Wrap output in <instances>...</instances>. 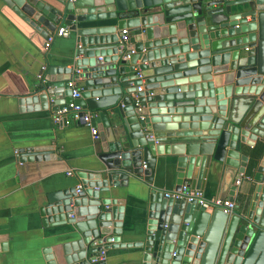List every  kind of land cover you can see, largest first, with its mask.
Returning <instances> with one entry per match:
<instances>
[{
  "label": "water",
  "instance_id": "water-1",
  "mask_svg": "<svg viewBox=\"0 0 264 264\" xmlns=\"http://www.w3.org/2000/svg\"><path fill=\"white\" fill-rule=\"evenodd\" d=\"M4 1L45 37L69 28L71 67L42 68L18 101L90 112L103 164L77 172L79 189L39 197L42 225L72 238L43 250L47 264H98L101 249L124 246L141 249V264H264V0ZM18 153L21 162L56 157L52 145ZM157 155L170 158L174 190L185 181L201 190L211 172L218 198L232 201L235 180L249 177L242 209L206 210L151 190L138 239L121 242L124 201L101 193L132 175L152 182Z\"/></svg>",
  "mask_w": 264,
  "mask_h": 264
},
{
  "label": "crops",
  "instance_id": "crops-1",
  "mask_svg": "<svg viewBox=\"0 0 264 264\" xmlns=\"http://www.w3.org/2000/svg\"><path fill=\"white\" fill-rule=\"evenodd\" d=\"M39 27L41 30L0 0V264H47L43 250L51 248L55 254L72 238L63 235V226L42 225L37 213L39 197L57 187L76 185L77 188L81 185L78 171L103 167L95 148L97 138L88 124L80 123L72 114L66 115V123L58 124L50 110H28L31 105H21L18 101L19 96L35 88L43 67L64 64L71 67L70 36L55 37L50 47L45 48L47 37L42 34L45 28L42 24ZM73 86L79 90L76 84ZM38 145H52L56 157L31 162L19 160V149ZM249 179L242 174L237 184L232 200L234 211L243 207ZM174 188L170 158L157 155L152 182L145 181L142 175H132L127 184L110 187V193H101L124 201L121 242L138 239L137 232L143 229L146 219L148 192H171ZM200 191L206 199L218 198L214 174L207 173ZM104 250L107 264H141L140 248Z\"/></svg>",
  "mask_w": 264,
  "mask_h": 264
},
{
  "label": "built area",
  "instance_id": "built-area-1",
  "mask_svg": "<svg viewBox=\"0 0 264 264\" xmlns=\"http://www.w3.org/2000/svg\"><path fill=\"white\" fill-rule=\"evenodd\" d=\"M70 33V30L67 26L61 25L58 27V29L55 31V33H51L47 36V39L45 41V48H49L55 37H67ZM125 33L126 31H122V38L125 39ZM44 68V67H43ZM71 85H73L71 83ZM79 96V90L75 89V87L72 90V98ZM83 112V113H82ZM67 114H72L74 118L77 119V121H83L84 123L88 124L90 126V118L91 114L88 111H84L82 107L78 104H75L73 101H70L65 107L62 109H59L55 115L54 120L55 122H60L63 118V116ZM91 133L94 136V138H97L96 136V129L91 127ZM236 183H239V180H236ZM80 188V185L77 186V189ZM166 197H172L174 199H185L186 201H196L201 207H203L206 210H212L215 208L223 209L226 212H232L235 207V202L230 200H221L219 198H212V199H206L202 193V191L191 188L189 183H183L180 190H173L171 192H165ZM93 262H98V264H107L106 261V252L104 249H101L97 255L95 256Z\"/></svg>",
  "mask_w": 264,
  "mask_h": 264
}]
</instances>
